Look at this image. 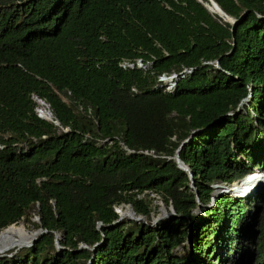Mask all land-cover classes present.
Wrapping results in <instances>:
<instances>
[{"label": "trees", "instance_id": "1", "mask_svg": "<svg viewBox=\"0 0 264 264\" xmlns=\"http://www.w3.org/2000/svg\"><path fill=\"white\" fill-rule=\"evenodd\" d=\"M213 1L234 28L210 0H0V230L46 231L0 264H264V186L212 187L264 171V0Z\"/></svg>", "mask_w": 264, "mask_h": 264}, {"label": "bare ground", "instance_id": "2", "mask_svg": "<svg viewBox=\"0 0 264 264\" xmlns=\"http://www.w3.org/2000/svg\"><path fill=\"white\" fill-rule=\"evenodd\" d=\"M206 3V2H205ZM209 3V2H208ZM209 10L211 12L217 13L218 15L222 16L224 19L226 18L221 12H219L212 4L209 6ZM215 14V15H217ZM245 101L242 103L244 104ZM40 114L44 118H51L48 110L43 108V110L40 111ZM258 183L264 184V174L260 173L259 171L256 173H252L248 175L247 179L245 182L242 184H233L231 187H229V192L236 193L240 190V188H245L246 186V191H249V186L257 185ZM123 216L129 217L130 213L129 212H124ZM35 234L29 233L28 231L25 230V228L22 225L19 224H11L8 227L2 229L0 231V251H7L6 249H11L15 248L23 243H27L28 241L31 240V238L34 237Z\"/></svg>", "mask_w": 264, "mask_h": 264}, {"label": "rangeland", "instance_id": "3", "mask_svg": "<svg viewBox=\"0 0 264 264\" xmlns=\"http://www.w3.org/2000/svg\"><path fill=\"white\" fill-rule=\"evenodd\" d=\"M41 105H43V104H41ZM43 106L40 107V108H37V113H40V111L43 110ZM45 110H46V108H45ZM256 172H257L256 170L253 171V173H256ZM259 172L260 173H262V172L264 173V171H259ZM250 174H252V173H250ZM233 184L236 185V183H231V185H233ZM225 186H226V184H224V183L212 185V187H213V189L215 190L216 193L223 192V188L222 187H225ZM260 186L261 185L259 184V187ZM242 193H245V192H241V191L239 192V194H242ZM229 194H234V195L236 194L237 195L238 193L237 192L236 193L229 192ZM147 199H148V202L150 203V207L153 209V211L151 212V221H152V223H154L153 220H155L156 218L163 219V218L169 217L168 214H170V213L172 214V212H173L172 206L171 205L165 206L163 201L157 195H155L153 193H149V195L147 196ZM129 207H131V206H129V205H120V206H118L116 208V211L120 215L121 219H124V220L125 219H129L128 217L123 216L124 212H129L128 211ZM195 213L198 215L199 210L196 209ZM31 219H32L33 222L38 221V218L34 217V216ZM143 219H144V222H146L145 217ZM15 224L22 225L25 228L26 231H28L29 233L35 234L33 238L40 237V236L43 235V233H42L43 229L42 228H33L32 225H30V224H27V223L24 224V222L22 220H20L19 222L15 223ZM58 237H60V235ZM33 238H31V240ZM58 249H60V248H58Z\"/></svg>", "mask_w": 264, "mask_h": 264}, {"label": "water", "instance_id": "4", "mask_svg": "<svg viewBox=\"0 0 264 264\" xmlns=\"http://www.w3.org/2000/svg\"><path fill=\"white\" fill-rule=\"evenodd\" d=\"M210 3L219 11V12H221V14H223L226 18L224 19V20H226V21H228V22H231L232 24H233V28H234V26H235V24L237 23L233 18H231V17H229L228 15H226L221 9H220V7L213 1V0H210ZM204 6H206V4H204ZM220 16V15H219ZM245 101V99L244 100H242L240 103L242 104L243 102ZM38 116L40 117V118H43V119H45V120H51V118H44V117H42L41 116V114L40 113H38ZM55 124H56V122H54ZM186 140H184L183 141V143L185 142ZM174 159H175V161H176V163H177V166L179 167V168H181L182 170H185L187 173H188V176H189V178H190V187L191 188H193V180H192V178H191V175H190V172L187 170V168L181 163V161L179 160V158H178V155H177V153H175V155H174ZM247 177L248 176H246L244 179H242V180H240V181H238V182H235L236 184H240V183H244L245 182V180L247 179ZM259 184L261 185L260 187H263L264 186V184H262V183H258L257 185L259 186ZM231 185V184H230ZM232 186V185H231ZM252 186H249V189L251 188ZM228 191H229V189H228ZM245 192L246 191V186H245V188H240V190L237 192L238 194H239V192ZM200 206V205H199ZM129 213H130V216L128 217L129 219H133V220H136V221H138V220H142L143 222H144V216H142V215H135L134 214V211L132 210V208L131 207H129ZM200 214V211H199V213H198V215ZM171 215H173V212H172V214L170 213V214H168V216H171ZM135 216V217H134ZM157 220H159L158 218H156L155 220H153V222L155 223ZM46 231L45 230H43L42 231V233H45ZM59 235L58 234H56L55 235V245H56V247H58V248H60V246H59V239H60V237H58ZM38 238L39 237H36V238H33L31 241H29V242H27V243H23V244H21V245H19V246H17V247H15L16 249H18V248H21V247H29V246H31V245H33L37 240H38ZM6 250H9V249H6ZM1 254H4V251L2 252V251H0V255Z\"/></svg>", "mask_w": 264, "mask_h": 264}, {"label": "built area", "instance_id": "5", "mask_svg": "<svg viewBox=\"0 0 264 264\" xmlns=\"http://www.w3.org/2000/svg\"><path fill=\"white\" fill-rule=\"evenodd\" d=\"M119 66L122 67V68H133V67H136V68H145L146 67V64H143L142 61H141V59H136L134 61L122 60V61L119 62ZM184 72H190V70L189 69H184L183 72H181L179 74L180 77L183 76V73ZM177 77H178V75L175 74V73H172V74H169V75L162 74V75H160L158 77V80H160L165 85L164 86V89L166 91H169L174 86V82H175V79H177ZM256 171L258 172V170H256ZM228 186L231 187L230 184L229 185H226L225 187H222L223 188V191H228V189H229Z\"/></svg>", "mask_w": 264, "mask_h": 264}, {"label": "clouds", "instance_id": "6", "mask_svg": "<svg viewBox=\"0 0 264 264\" xmlns=\"http://www.w3.org/2000/svg\"><path fill=\"white\" fill-rule=\"evenodd\" d=\"M256 170H258V169H256ZM258 171H260V170H258ZM252 173H253V172H252ZM248 175H250V174H248ZM248 175H247V176H248ZM245 177H246V176H245ZM245 177H244V178H245ZM244 178H243V179H244ZM241 180H242V179H241ZM257 186H258V185L255 184V185H253L251 188H253V187H257ZM251 188H250V189H251Z\"/></svg>", "mask_w": 264, "mask_h": 264}]
</instances>
